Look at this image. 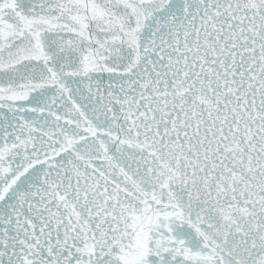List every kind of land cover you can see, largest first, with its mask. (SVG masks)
Masks as SVG:
<instances>
[{"label": "snow or ice", "instance_id": "obj_1", "mask_svg": "<svg viewBox=\"0 0 264 264\" xmlns=\"http://www.w3.org/2000/svg\"><path fill=\"white\" fill-rule=\"evenodd\" d=\"M0 264H264V0H0Z\"/></svg>", "mask_w": 264, "mask_h": 264}]
</instances>
